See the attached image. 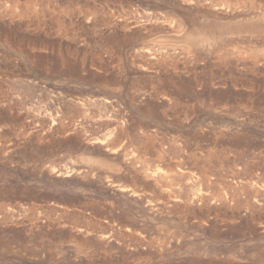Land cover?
<instances>
[{"label":"rangeland","instance_id":"1","mask_svg":"<svg viewBox=\"0 0 264 264\" xmlns=\"http://www.w3.org/2000/svg\"><path fill=\"white\" fill-rule=\"evenodd\" d=\"M263 54L264 0H0V264H264Z\"/></svg>","mask_w":264,"mask_h":264},{"label":"bare ground","instance_id":"2","mask_svg":"<svg viewBox=\"0 0 264 264\" xmlns=\"http://www.w3.org/2000/svg\"><path fill=\"white\" fill-rule=\"evenodd\" d=\"M33 11V10H32ZM164 47V46H163ZM165 48V47H164ZM168 48V47H167ZM173 49V48H172ZM181 49V48H180ZM184 49V48H183ZM157 50V49H156ZM147 51V50H146ZM153 51H154V49H153ZM163 51V50H162ZM157 52V51H156ZM179 55V54H178ZM264 55V54H263ZM171 56V55H170ZM172 57V56H171ZM162 58V57H161ZM159 179H161V178H159ZM215 198V197H214ZM219 199V198H218ZM249 202V201H248ZM251 206V205H250ZM256 209V208H255ZM250 211H252V210H250Z\"/></svg>","mask_w":264,"mask_h":264}]
</instances>
